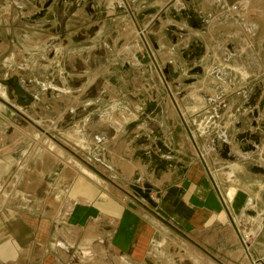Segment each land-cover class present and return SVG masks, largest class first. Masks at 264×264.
Here are the masks:
<instances>
[{"label":"crops","instance_id":"obj_1","mask_svg":"<svg viewBox=\"0 0 264 264\" xmlns=\"http://www.w3.org/2000/svg\"><path fill=\"white\" fill-rule=\"evenodd\" d=\"M112 1L122 2L101 0L104 9L94 13L116 18L111 19L116 31L129 25L143 29L155 19L147 28L148 36L163 55L147 52L142 62L146 71L132 79L157 85L143 84L132 95L152 94L157 104L147 114L146 106L139 103L133 120L122 122L127 130V124L134 125L132 131L120 137L116 133L108 139L106 130L99 128L100 148L114 146L108 152L113 164H107L104 154L99 156L103 160L99 170L91 168L88 173L74 166L62 168L57 162L42 174L19 170L16 189L5 206L7 182L14 180L19 163L1 144L0 264H144L151 248L171 235L183 237L217 263L253 264L244 256L236 227L239 221L254 224V218L264 225V175L252 171L255 166L264 168V133L260 131L262 153L242 154V147L254 143L235 141L236 134L246 130L237 131L235 118L257 88L262 93L249 113L259 110L264 99V0H182L186 10L204 18L203 31L190 28L183 13L173 12L175 0H123L125 10L115 12L110 10ZM149 10L157 15L140 22L137 16ZM101 23L105 26L107 21H100L99 27ZM191 44L205 50L194 62L204 73L196 84L187 85L193 76L179 52ZM172 50L178 55L173 56ZM119 63L140 66V60L131 64L120 55ZM166 67L168 75H161L159 69ZM201 92L210 100L221 96L219 103L226 105L220 118L214 113L218 107L208 106L210 100ZM257 121H263V113ZM148 136L153 142L162 141L168 150L162 157L164 169L157 175L159 167L136 157L137 152L148 151V145L138 146ZM223 147L237 159L218 156ZM136 176L141 186L157 188L155 203L132 191ZM50 198L59 201L50 205ZM252 252L255 264H264V230ZM196 261L202 262L198 257Z\"/></svg>","mask_w":264,"mask_h":264},{"label":"rangeland","instance_id":"obj_2","mask_svg":"<svg viewBox=\"0 0 264 264\" xmlns=\"http://www.w3.org/2000/svg\"><path fill=\"white\" fill-rule=\"evenodd\" d=\"M88 7L89 13L85 11ZM98 9H104L101 0H0V98L11 106L0 100V110L5 112L0 111V146L5 144L3 150L19 163L14 180L7 182L6 198L14 194L19 170L27 175L42 174L57 162L62 168L74 166L88 173L91 168L99 170V161L103 162L99 156L104 154L107 164H113L108 152L114 146L100 148L96 140L99 128L106 130L108 139L116 133L120 137L124 131H132L134 125L127 124V130L122 122L133 120L139 103L157 104L152 94L143 98L132 95L143 84L157 85L132 79L146 71L142 62L147 52L163 55L150 41L149 25L143 29L129 25L116 31L111 21L116 18L100 17L94 13ZM100 21L107 23L99 27ZM135 46L140 48L128 50ZM130 52H135L137 61H132ZM119 55L131 64L140 60L141 65H121ZM160 70L162 73L163 68ZM19 94L28 98L26 104ZM248 114L244 117L237 112V131L245 128L242 134L254 131L249 134L259 136V128L249 125ZM67 162L71 165L66 166ZM104 175L111 176L109 172ZM48 201L53 205L59 199ZM150 253L144 264H197L196 257L202 260L199 264H220L177 235L152 247Z\"/></svg>","mask_w":264,"mask_h":264},{"label":"water","instance_id":"obj_3","mask_svg":"<svg viewBox=\"0 0 264 264\" xmlns=\"http://www.w3.org/2000/svg\"><path fill=\"white\" fill-rule=\"evenodd\" d=\"M85 11L90 12V7L85 8ZM173 12H176V10H173ZM181 13H183L186 17H187V24L190 28L194 29V30H198V31H203L204 26H205V20L204 18L197 16L194 13V10H183ZM153 15H157V11L156 10H149L144 12L143 14L137 16V19L142 22L146 17L148 16H153ZM155 21V19L153 20V22H151L149 24V26L151 24H153ZM205 50L201 48V46L199 44H191L189 46V48L187 50H180L179 54L183 57L186 65H187V69L189 71V76H193V78L187 80L185 82V84L187 85H193L197 83V77H202L203 76V70L200 67H195L194 66V62H198L200 60V58L203 56ZM172 55H178L177 51L172 50ZM162 73L164 76H167L169 73V69L168 67H166L165 69L162 70ZM196 77V78H195ZM216 77L220 78V76L216 75ZM209 88L211 89H215L219 92V88L217 86H209ZM245 92H247V90H245ZM262 93V89L261 88H257L254 92V94L252 96H250V98H248L243 106L238 110V115H246L249 113V110L253 109L259 99H260V95ZM201 97L203 98H209V100L211 99L209 96H207L205 93L201 92L199 94ZM24 99H28L27 97L22 98V100ZM221 100V96H217V98L215 100H210V102L207 104L210 107H214L217 106L218 109L215 110V115L217 118H220L225 111V105L226 103H219V101ZM5 104H7L9 107H11L8 103L4 102ZM22 104H26L25 101H22ZM155 104H148L146 105L147 108V114L150 113V111L152 109H154ZM17 111V110H15ZM263 113V121L261 123H258L257 120L259 118V113ZM249 119L251 120V128H259L260 131H262L264 133V99L261 100L260 104H259V110H255L252 113H250V115L248 114ZM240 126H238L239 128ZM241 136L242 139H238V137ZM246 136V137H245ZM153 137L148 136V137H143V139L141 140V143L138 145L140 146H144V145H148L149 149L146 152H137L136 153V157L137 158H141L143 160V162L145 163H149L151 162L152 165L159 167L157 169V173L160 170H163L164 167H162V157L166 155V153L168 152L167 148L163 145L162 141L157 140L156 142H153ZM235 141L236 142H240L241 143H246L247 141H251L254 143V146H247V147H242L240 149V152L242 154H253L254 156L259 155V153H262V144H261V136H257V135H250L249 133L246 134H240L238 136L235 137ZM218 156H220L222 159L224 160H229V161H235L237 159V157L235 156H230V149L227 147H223L222 151L218 152ZM254 173L256 174H261L264 175V168H260L258 166H255L254 169L252 170ZM140 182V177L136 176L135 180L131 186V189L134 193H136L137 195L141 196L144 200L151 202L150 201V195L154 192H157V188L153 185H149V184H143L142 186L139 184Z\"/></svg>","mask_w":264,"mask_h":264},{"label":"built area","instance_id":"obj_4","mask_svg":"<svg viewBox=\"0 0 264 264\" xmlns=\"http://www.w3.org/2000/svg\"><path fill=\"white\" fill-rule=\"evenodd\" d=\"M173 5H175V9L177 12H182L183 10H186V7L184 6V2L182 0H175V2L173 3ZM126 8V3L122 0L121 3H114L111 5L110 10L112 11H123ZM125 30V29H124ZM128 63H124L123 65H126ZM141 65V64H140ZM161 73V70H160ZM162 75V73H161ZM150 201L152 203L156 202V197L155 194L152 193L150 195ZM4 205V204H3ZM252 220V219H249ZM237 224V223H236ZM237 234L239 237V241L241 244V247L244 250V256L247 260H251V262L253 264H255L254 260H253V246L256 243V241L259 239V237L261 236L263 230H264V225L260 227H255L253 226L250 221L249 223H243L241 221L238 222L237 224ZM245 230H247V232H245Z\"/></svg>","mask_w":264,"mask_h":264},{"label":"bare ground","instance_id":"obj_5","mask_svg":"<svg viewBox=\"0 0 264 264\" xmlns=\"http://www.w3.org/2000/svg\"><path fill=\"white\" fill-rule=\"evenodd\" d=\"M114 1H115V0H114ZM116 1H117V0H116ZM112 2H113V1H112ZM112 2H111V3H112ZM113 3H114V2H113ZM146 43L148 44V41H147ZM138 48H140V47H139V46H135V47H132V48H128V50L133 49L132 51H135V50H137ZM124 52H126V51H124ZM122 54H123V53H122ZM123 56L126 57V55H124V54H123ZM129 56H130V57L132 56V57H131L132 61H137V60H136L137 58H136L135 52H130V55H129ZM123 59H124V58H123ZM125 59H127V58H125ZM129 59H130V58H129ZM132 61H131V62H132ZM0 100H1L2 102H6V101H4V100L1 99V98H0ZM245 137H246V136H245ZM238 139L241 140L242 137L239 136ZM50 150H51V149H50ZM66 165H68V163H67ZM69 166H70V165H69ZM8 195H9V194H8ZM10 195H11V194H10ZM10 195H9V196H10ZM5 198H6V197H5ZM6 199H10V197H9V198H6ZM253 220H254L253 222H255L254 224H257L255 227H260V228H261V226H262L263 224L261 225V222H259L258 218H254ZM257 220H258V221H257ZM262 222H263V221H262ZM252 225H253V224H252ZM253 226H254V225H253Z\"/></svg>","mask_w":264,"mask_h":264},{"label":"flooded vegetation","instance_id":"obj_6","mask_svg":"<svg viewBox=\"0 0 264 264\" xmlns=\"http://www.w3.org/2000/svg\"><path fill=\"white\" fill-rule=\"evenodd\" d=\"M19 97H20V99H21V103H22V101H25L26 103L28 102V99H24V100H22V98H24L25 96L19 94Z\"/></svg>","mask_w":264,"mask_h":264}]
</instances>
